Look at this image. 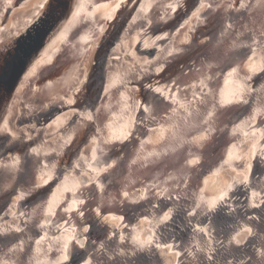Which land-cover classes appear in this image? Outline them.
Masks as SVG:
<instances>
[{
	"label": "water",
	"instance_id": "obj_1",
	"mask_svg": "<svg viewBox=\"0 0 264 264\" xmlns=\"http://www.w3.org/2000/svg\"><path fill=\"white\" fill-rule=\"evenodd\" d=\"M64 5L1 92L0 264H264V0Z\"/></svg>",
	"mask_w": 264,
	"mask_h": 264
},
{
	"label": "bare ground",
	"instance_id": "obj_2",
	"mask_svg": "<svg viewBox=\"0 0 264 264\" xmlns=\"http://www.w3.org/2000/svg\"><path fill=\"white\" fill-rule=\"evenodd\" d=\"M59 1L61 2V4H59L62 7L58 4ZM64 3H66V0L45 1L44 8L46 10H44L43 12L39 10L40 15L39 19L36 20V25L34 24L32 27H29L26 31H24V33L19 36V40H17L18 42L15 45L14 43H11L10 47L14 46L13 51L9 53L4 59H0L1 113H5L8 104L6 103V99L1 96L2 90L6 92L9 89L8 86L16 80L15 75H17V72L20 71L23 67H26V63H24L26 62V59H31L34 57L35 54L33 53V51L36 47L38 48V46L42 44L41 42L43 39L40 36V33H44L45 31L47 33H50L52 30L54 31L55 29H57L62 21L66 20L65 17L69 15L70 7H66ZM37 8L40 7H36L35 9L37 10ZM70 12H73V5ZM10 89L8 90V92H10ZM224 92L227 96L229 88H226ZM224 98L226 99V97ZM233 174V171L230 169H224L220 171L219 177H212L206 181V184L204 185L205 190L216 191L220 190L221 188H225L228 185ZM173 260H175L174 256ZM168 262L171 263L170 261Z\"/></svg>",
	"mask_w": 264,
	"mask_h": 264
}]
</instances>
